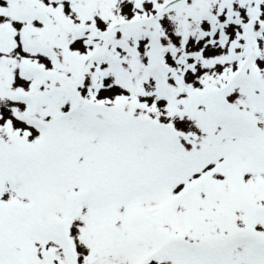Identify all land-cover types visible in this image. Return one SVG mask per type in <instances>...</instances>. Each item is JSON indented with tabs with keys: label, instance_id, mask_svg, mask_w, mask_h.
<instances>
[{
	"label": "snow or ice",
	"instance_id": "obj_1",
	"mask_svg": "<svg viewBox=\"0 0 264 264\" xmlns=\"http://www.w3.org/2000/svg\"><path fill=\"white\" fill-rule=\"evenodd\" d=\"M0 264H264V0H0Z\"/></svg>",
	"mask_w": 264,
	"mask_h": 264
}]
</instances>
